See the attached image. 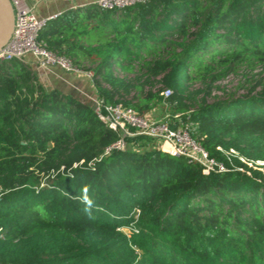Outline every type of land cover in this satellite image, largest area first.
I'll return each mask as SVG.
<instances>
[{"label":"trees","instance_id":"trees-1","mask_svg":"<svg viewBox=\"0 0 264 264\" xmlns=\"http://www.w3.org/2000/svg\"><path fill=\"white\" fill-rule=\"evenodd\" d=\"M37 41L91 73L96 99L141 117L164 106L226 172L120 137L91 101L0 62V264H264V0L91 7ZM256 70L247 94L209 102L215 83Z\"/></svg>","mask_w":264,"mask_h":264},{"label":"built area","instance_id":"built-area-1","mask_svg":"<svg viewBox=\"0 0 264 264\" xmlns=\"http://www.w3.org/2000/svg\"><path fill=\"white\" fill-rule=\"evenodd\" d=\"M14 12V28L7 44L0 51V62L19 60L21 62L31 59L37 69L51 72L59 69L66 74L82 75L91 81V73L75 66L72 61L63 55L47 50L46 46L37 41L39 31L50 19H38L32 9L23 4L21 0H9ZM148 0H97L95 6L103 11H121ZM170 91L165 90L166 98ZM94 113L99 121L110 131L120 137L144 136L156 140L161 144L160 149L174 156L185 158L188 163L201 168L202 173L222 174L225 167L213 159L202 147L190 138L185 129H171L167 122L153 121L147 117L137 115L132 109H125L121 105L106 104L102 100L93 99ZM178 116L175 117V119ZM129 128L135 130L129 133ZM124 144L121 139L105 150V155L111 151H121ZM79 163V165H81ZM263 166V163H255ZM78 165H74L76 168Z\"/></svg>","mask_w":264,"mask_h":264},{"label":"crops","instance_id":"crops-1","mask_svg":"<svg viewBox=\"0 0 264 264\" xmlns=\"http://www.w3.org/2000/svg\"><path fill=\"white\" fill-rule=\"evenodd\" d=\"M24 5L32 9L38 19L53 20L63 14L73 12L83 14L87 9L94 7L97 0H21ZM26 64H30L35 71L39 83L48 90H57L63 94L74 96L81 100L92 101L96 99V91L89 79L82 75L66 74L59 69H53L51 72L41 71L36 68L31 59H26ZM82 64V63H81ZM86 64V63H84ZM160 106L154 107L147 118L153 121L158 117ZM169 116L166 115L165 118ZM176 117V116H175ZM174 117V118H175ZM163 121V120H162Z\"/></svg>","mask_w":264,"mask_h":264},{"label":"rangeland","instance_id":"rangeland-1","mask_svg":"<svg viewBox=\"0 0 264 264\" xmlns=\"http://www.w3.org/2000/svg\"><path fill=\"white\" fill-rule=\"evenodd\" d=\"M259 70L248 72V71H240L237 74L231 75L228 78L221 80L215 83L212 86V94L208 99L211 102L213 99L219 98V100H223L228 96H241L247 94L248 89L253 84V80L258 76ZM158 117L155 119L165 120L169 118H165L167 112L164 110L165 107L160 105L158 107ZM162 121V122H163ZM165 122V121H164ZM158 147H161V144L157 142ZM257 165H248L246 170H242L243 173H246L248 176H254L256 171L263 172L262 169L258 167H254ZM124 232L128 235L129 232L124 230Z\"/></svg>","mask_w":264,"mask_h":264},{"label":"water","instance_id":"water-1","mask_svg":"<svg viewBox=\"0 0 264 264\" xmlns=\"http://www.w3.org/2000/svg\"><path fill=\"white\" fill-rule=\"evenodd\" d=\"M14 28V12L9 0H0V51L9 41Z\"/></svg>","mask_w":264,"mask_h":264},{"label":"clouds","instance_id":"clouds-1","mask_svg":"<svg viewBox=\"0 0 264 264\" xmlns=\"http://www.w3.org/2000/svg\"><path fill=\"white\" fill-rule=\"evenodd\" d=\"M86 191V190H85ZM83 201L85 202V204L87 205V207L85 208V211L88 212L90 214V209L93 205V201L85 194V196L83 197Z\"/></svg>","mask_w":264,"mask_h":264}]
</instances>
